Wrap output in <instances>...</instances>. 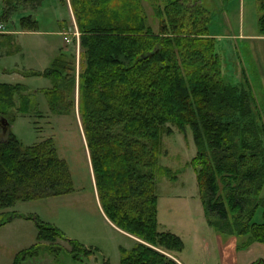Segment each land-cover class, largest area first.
<instances>
[{
    "label": "trees",
    "instance_id": "obj_1",
    "mask_svg": "<svg viewBox=\"0 0 264 264\" xmlns=\"http://www.w3.org/2000/svg\"><path fill=\"white\" fill-rule=\"evenodd\" d=\"M1 1L8 6L6 19L16 4L36 8L43 0ZM69 1L85 50L80 116L99 202L113 224L141 240L130 250L122 249L120 264H176L164 251L183 249L179 235L158 229V175L177 177L176 171L159 164L161 139L173 132L169 124L192 132L196 154L190 163L208 224L220 233L249 235L264 243V220L258 219L264 218V122L252 88L223 75L210 11L197 1H166L153 7L159 19L155 32L142 0ZM257 7L264 34V0H257ZM20 25L37 29L31 16L21 17ZM62 53L45 70L29 72L51 80L43 94L55 113L66 89L62 83L69 82L73 91L76 82L75 73L66 79ZM23 87L0 83V116L11 123L10 109L17 100L16 110H29ZM12 98L14 105L9 106ZM73 190L70 168L52 137L31 145L11 130L0 137V219L17 201ZM9 216L32 219L37 240L63 237L60 229L36 215L13 211ZM6 222L1 219L0 227ZM68 242L75 259L89 252L75 239ZM38 249L32 244L12 264H22Z\"/></svg>",
    "mask_w": 264,
    "mask_h": 264
},
{
    "label": "rangeland",
    "instance_id": "obj_2",
    "mask_svg": "<svg viewBox=\"0 0 264 264\" xmlns=\"http://www.w3.org/2000/svg\"><path fill=\"white\" fill-rule=\"evenodd\" d=\"M166 1L169 0L158 3L142 0L148 22L155 30L159 27V19L154 16L153 7ZM203 5L212 16L217 18L220 14L215 4ZM7 9L8 6L0 0V23L6 26L4 32H0V83H22L21 94L30 101L29 110L25 113L15 109L17 99L14 109H5H10V117H13L10 130L24 145L52 137L59 156L68 163L74 190L59 196L17 201L6 208L1 219L7 222L0 227V264H12L17 253L34 243L38 244V253L22 264H120L122 249L130 250L136 241L114 227L97 200L94 172L80 116L79 73L84 69L85 50L80 45V32L71 3L69 0L66 4L61 0H43L38 7L32 8L29 3L20 2L5 19L3 14L9 11ZM23 16L34 18L37 29H23L20 25ZM210 30L213 31V19ZM221 30L226 32L225 27ZM216 48L229 69L234 72L236 66L238 71L240 69V72L248 74L249 81L245 80L244 85H252L256 106L260 108L264 105V40L221 38L216 41ZM60 52H63L60 61L65 65V73H68L66 79L75 73L76 82L73 91L69 90V82L62 83V89H66L60 110L55 113L49 110L43 94L45 88L52 86L51 80L29 72L45 70ZM68 99H72L74 105L68 104ZM14 102L13 98L9 100V106H13ZM241 120L246 123V119ZM169 126L173 132L161 139L159 164L176 171L177 177L171 180L166 175H158V229L167 230L172 226L175 230L184 229L179 231L185 232V252L188 253L192 247L193 230H213H210L212 228L204 217L196 173L190 163L196 154L192 132L190 128L181 132L175 125ZM5 135L0 132L1 138ZM13 211L38 216L60 229L63 237L53 241L37 240L34 221L18 216L8 220ZM68 239L79 241L89 252L75 259Z\"/></svg>",
    "mask_w": 264,
    "mask_h": 264
},
{
    "label": "crops",
    "instance_id": "obj_3",
    "mask_svg": "<svg viewBox=\"0 0 264 264\" xmlns=\"http://www.w3.org/2000/svg\"><path fill=\"white\" fill-rule=\"evenodd\" d=\"M195 1L200 2L202 5L215 4L218 7L220 14L218 15L217 18L212 16V14L210 13L211 21L213 19V31H211V35L215 38L216 41L220 40L221 38H229V39L234 38V39L249 40V41L264 40V34L260 33L258 27V20L261 15V12L257 7V0H195ZM224 27L226 32L221 30ZM233 28H236V30H234ZM153 30L155 32L157 31L154 28ZM221 60H222L223 75L230 82L238 83L248 80V74H245L244 71L240 72V69L238 71V67L235 66L236 69H234L235 71L233 72L231 69H229L228 65L227 66L225 65L224 59L222 57ZM262 73L263 72H261V74ZM251 88L254 93V89L252 85ZM259 109L260 111H262L261 115L264 122V105H262ZM83 138L89 156V150L87 148L84 134H83ZM261 194L262 196H264V187L261 191ZM96 196L98 203L100 205L97 192H96ZM201 205H202V201H201ZM258 219L264 220L263 216L259 217ZM113 225L121 232H124L126 235L133 238L136 242L141 241L139 238L135 237L134 235H131L121 230L115 224ZM172 227L168 228L167 230H160V231H171L179 235L184 242V246L181 251L171 250L168 251L167 253L168 256H170L173 260H175L176 264H255L258 261L264 260L263 242L250 240L249 235L220 233L212 226H210L212 228L210 230L213 231L206 230L201 232L198 229L193 230L192 244H191L192 247H190L188 253H186L185 250L187 248V244H186L185 232L184 233L180 232L181 230L184 231V229L181 228L179 229L180 230L179 231V230H175Z\"/></svg>",
    "mask_w": 264,
    "mask_h": 264
},
{
    "label": "water",
    "instance_id": "obj_4",
    "mask_svg": "<svg viewBox=\"0 0 264 264\" xmlns=\"http://www.w3.org/2000/svg\"><path fill=\"white\" fill-rule=\"evenodd\" d=\"M11 122L9 121L8 117L0 116V128L2 133L6 134L11 128Z\"/></svg>",
    "mask_w": 264,
    "mask_h": 264
},
{
    "label": "built area",
    "instance_id": "obj_5",
    "mask_svg": "<svg viewBox=\"0 0 264 264\" xmlns=\"http://www.w3.org/2000/svg\"><path fill=\"white\" fill-rule=\"evenodd\" d=\"M5 30V27L2 23H0V32H3Z\"/></svg>",
    "mask_w": 264,
    "mask_h": 264
}]
</instances>
